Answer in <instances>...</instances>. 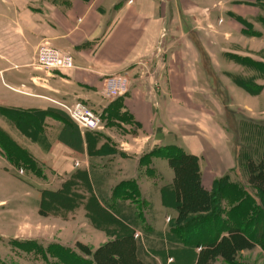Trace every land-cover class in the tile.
Masks as SVG:
<instances>
[{
  "label": "crops",
  "instance_id": "0c3cea01",
  "mask_svg": "<svg viewBox=\"0 0 264 264\" xmlns=\"http://www.w3.org/2000/svg\"><path fill=\"white\" fill-rule=\"evenodd\" d=\"M44 42L70 53L75 67L38 69L36 56ZM263 52L264 0H0V109L63 114L47 116L39 130L24 134L0 110V128L57 176L61 184L53 191L71 183L70 192L78 196L73 206L56 205V217H45L50 213H41L43 193L26 184L41 199L38 209L21 215L20 224L67 223V237L91 240V235L105 243L133 230L107 204L119 184L135 181L139 197L126 199L123 210L141 215L133 231L141 235L145 260L162 253L169 256L167 264H193L198 253L176 244L167 223L177 217L176 192L169 188L175 172L167 158L146 156L177 146L197 157L208 192L216 181L232 177L238 160L219 108L263 117L264 90L252 96L236 85L227 74L248 73L228 54L264 62L258 56ZM208 69L225 78L230 104L217 93L213 97ZM117 74L130 78V92L107 100L101 95L104 79ZM75 102L98 112L105 131L80 129L56 106ZM7 121L21 137L13 136ZM94 220L105 221V228L97 229ZM0 237L19 235L10 237L5 229Z\"/></svg>",
  "mask_w": 264,
  "mask_h": 264
},
{
  "label": "trees",
  "instance_id": "16d2710c",
  "mask_svg": "<svg viewBox=\"0 0 264 264\" xmlns=\"http://www.w3.org/2000/svg\"><path fill=\"white\" fill-rule=\"evenodd\" d=\"M237 59L240 58L237 57ZM241 86L248 90L246 85ZM258 93L259 91H256L253 94ZM0 110L24 134L39 130L43 120L49 115H63L57 110L15 111L2 108ZM0 150L11 166L24 169L26 173H31L42 181L47 178L46 171L48 172V168L2 128H0ZM151 156L167 158L175 172L174 183L169 187L176 192L175 208L178 212L177 219L171 227L173 234L182 238L186 244L191 241L190 232L196 230L197 235L201 233L204 235V237L195 236L194 241H192L198 247L204 246V252L200 254L198 264H206L217 256H222L226 260L232 259L236 252L248 249L255 242L264 239V228H260L264 224V210L262 209V211L258 205H255V198L245 189L239 188L237 190L228 176L218 180L212 192H208L202 186L200 164L197 157L184 153L177 146L156 149L146 158ZM248 170L250 184L257 190L259 196L264 198V154L259 163L250 160ZM20 179L43 193L44 201L41 210L43 215L55 212V210L58 211V206H73L76 198H78L76 193L70 192L73 186L71 183L66 184L63 190L53 191L24 178ZM112 195L114 203L112 201L107 206L134 230L137 227L136 220L141 215L138 212L134 213L132 209V211L125 212L123 205L126 199L136 200L139 196L137 183L135 181L123 182L113 190ZM118 198H121L122 202L115 208L114 204ZM224 199H230L234 205L236 203V206L228 213L223 206ZM251 213H256V216L252 217ZM224 216L230 218V221L227 222ZM94 222L98 224L97 221L94 220ZM212 226L215 227L211 228ZM220 227V230H216ZM252 227L255 228H253L254 231L248 234ZM261 229H263V234L256 239L257 233ZM133 230L129 229L125 233L123 232V235L118 236L115 241L103 246L95 252L94 260L91 261L82 259L71 249L59 245H50L45 253L62 260L64 264H129L127 260L134 253L133 257L139 264H147L143 255L145 246L142 238H139V241L136 240ZM205 232L206 234L209 233L210 236H205ZM221 233L228 234L221 236ZM262 245L264 248V244ZM86 254L90 256L92 252L87 250ZM0 264L4 263L0 262Z\"/></svg>",
  "mask_w": 264,
  "mask_h": 264
},
{
  "label": "rangeland",
  "instance_id": "374dc122",
  "mask_svg": "<svg viewBox=\"0 0 264 264\" xmlns=\"http://www.w3.org/2000/svg\"><path fill=\"white\" fill-rule=\"evenodd\" d=\"M207 24L210 26L209 28L211 30H216V27L212 23L210 24V22H208ZM243 25L245 27H249V25ZM253 33L257 34L256 32ZM228 55L233 61L236 62V64L240 65L242 69H244L246 73H248V76L244 77V71L241 75H227L236 85L247 91L250 95L259 96L264 90V62L256 63L249 57H242L233 54ZM258 56H264V52L258 54ZM237 57L240 59H237ZM206 73L207 77H209L206 82H209L210 85L214 84L215 86V89L212 87V89L215 91L213 97L215 98L217 93L219 99H221V101H223L225 105L227 103L230 104V97L228 96L223 84L225 78L221 74L213 72L211 69H208ZM240 84L246 85L249 91L242 87ZM206 86L209 88L208 84H206ZM245 91L241 90V92L246 95ZM250 91L253 93L259 91V93L253 94ZM77 102H80V100H78ZM56 104L58 108L64 111L63 107L60 105L64 103ZM64 105L70 106V104L68 103H65ZM219 109L220 113L218 114V119L230 133L231 144L235 150L238 160V168L235 174L232 177H229L230 182L235 185L237 190L239 188L245 189L250 195L255 198V205H258L261 210H264V198L259 196L257 190L253 187V185L250 184V175L248 170L249 161L253 160L256 163H259L262 160L264 154V116L256 119L258 115L256 116L249 111L234 107L227 110H223L222 107ZM96 114L99 115L98 112H96ZM252 116L256 121L250 119L252 118ZM7 124L8 126H10V129H12L13 136L15 138L21 137L18 131H16L15 125L13 123L7 121ZM19 141L21 140L19 139ZM1 152L2 151L0 150V201H4V203L0 205V207H2L0 208V231H4L5 229H7L9 231L10 237L19 235V238L6 239L0 237V262L4 264H64L62 260L53 257L51 254L45 253L50 245H59L64 248L71 249L80 258L91 261L94 260L95 252L118 238V236H116L114 239L103 243L95 241L97 237L91 235L88 236V238H90L91 240L85 239L86 241L83 239H75L73 238V235L71 237H67L66 233L69 228L71 229V225L67 223L57 225V223H55L56 221H52L51 223L48 222L46 225H34L32 221H28L26 225L20 224L22 221L21 215H23L25 211L32 213L33 210L38 209V201L41 199V194L34 188L28 187L27 185L29 184H27L20 178L32 181L35 184H40L41 186H45L51 190H57L61 183L57 176L52 175L50 171H46L47 178L45 179V181H42L31 173H26L24 169L11 166L10 163L5 159L3 152L1 156ZM162 162H164L163 164H165L168 170H171L168 161L164 160ZM223 206L226 208V212L228 213L229 210L236 206V203L234 205L231 203L230 199H224ZM56 212L57 211L55 210L53 214L50 213L45 217H56ZM251 216H256V213H251ZM61 217L64 218H62L63 220L66 219V216ZM105 218L106 217H104L103 220ZM224 218L225 220H227V222L230 221V218L228 219V217L226 216H224ZM175 220L170 221L169 219H167L168 222H166L172 226L175 223ZM104 222L99 220L97 222L98 224H96L97 229L101 230L102 227L105 228L106 224ZM214 227L212 226L211 228ZM253 228L254 227H252L248 234L254 231L255 228ZM260 228H264V224L263 226H260ZM220 229L221 227L217 228L216 230ZM195 231H193L192 233L190 232L191 235H189V238L191 239V241L188 244L184 243L182 241V238L178 237L175 234L174 235L175 238L178 239V241L175 242L176 244H180L190 251L195 250L198 253L196 261L193 263L198 264L200 254L204 252V246L201 245L200 247H198L192 241H194L193 238L195 236L204 237V235H202L203 233L197 235ZM125 232L126 230L124 231V233ZM208 234H206L205 232V236H210ZM227 234L228 233H221V236ZM261 234H263V229H261L259 233H257L256 239H258ZM37 236H41L42 238H44V240L41 241L35 239L34 237ZM58 237H61L62 240H59ZM139 238H141L140 234H138V236H135L136 240ZM261 243L264 244V239H262L260 242H255V244H253L248 249H243L236 252L235 256L232 257V259L226 260L222 256H217L214 259L209 260L206 264H264V248ZM93 244L97 246H93ZM87 250L91 251L92 255L88 256L86 254ZM133 256L134 253H132V256L129 257V261L127 260V262L129 264H139ZM168 257L160 253L155 255V257L149 255L148 259L145 261L147 264H167L166 262ZM168 262H170L169 259Z\"/></svg>",
  "mask_w": 264,
  "mask_h": 264
},
{
  "label": "built area",
  "instance_id": "2783aa9c",
  "mask_svg": "<svg viewBox=\"0 0 264 264\" xmlns=\"http://www.w3.org/2000/svg\"><path fill=\"white\" fill-rule=\"evenodd\" d=\"M221 21L223 20L220 19ZM36 66L38 69L46 72H63L73 69L75 64L74 58L70 53L54 48L49 42H44L39 46L36 56ZM130 87V79L125 74L107 76L104 79L101 95L107 100L125 97L130 92ZM60 105L80 129L95 132L105 131L106 126L102 117L84 104ZM136 236L138 235L136 234Z\"/></svg>",
  "mask_w": 264,
  "mask_h": 264
}]
</instances>
